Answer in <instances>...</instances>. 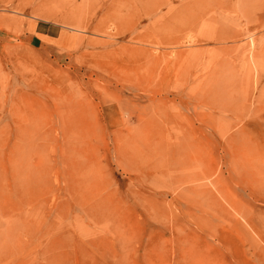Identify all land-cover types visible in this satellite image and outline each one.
<instances>
[{
    "label": "rangeland",
    "instance_id": "rangeland-1",
    "mask_svg": "<svg viewBox=\"0 0 264 264\" xmlns=\"http://www.w3.org/2000/svg\"><path fill=\"white\" fill-rule=\"evenodd\" d=\"M0 264H264V0H0Z\"/></svg>",
    "mask_w": 264,
    "mask_h": 264
},
{
    "label": "crops",
    "instance_id": "crops-1",
    "mask_svg": "<svg viewBox=\"0 0 264 264\" xmlns=\"http://www.w3.org/2000/svg\"><path fill=\"white\" fill-rule=\"evenodd\" d=\"M40 23L41 24H48V23H43V22H40ZM40 23H36V25H35L36 29L40 28V26H39ZM50 26H54L55 27V25H53V24H51ZM40 35H43V36L48 38L47 39L49 41L48 44H50V45H52V46H54L56 48L60 47L59 49H61L62 51H66V49H69L71 44H72V42L70 43V38L72 36L65 35L63 33H59L58 31L55 34H51V35L47 34V33L46 34H41L40 33ZM72 39H73V37H72Z\"/></svg>",
    "mask_w": 264,
    "mask_h": 264
}]
</instances>
